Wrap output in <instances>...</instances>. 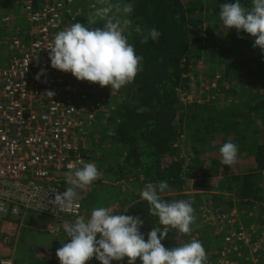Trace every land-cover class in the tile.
<instances>
[{
	"label": "trees",
	"instance_id": "1",
	"mask_svg": "<svg viewBox=\"0 0 264 264\" xmlns=\"http://www.w3.org/2000/svg\"><path fill=\"white\" fill-rule=\"evenodd\" d=\"M118 2L133 7L127 16L132 22L131 27L124 35L141 61L134 81L119 89L110 117H100L92 125L86 157L89 162L105 158L100 169L104 168L100 174L102 184L98 186H104L103 181H106L114 184L111 187L120 186L122 192L126 191L123 185L131 186L125 197L116 200L121 203V214L139 216L143 220L140 231L147 241L148 233L154 227L163 230V226L157 225L158 217L149 215L150 206L139 193L149 183L155 185L166 181L168 189L158 193L161 199L169 203L188 201L194 209V217L200 216V225L211 229L212 234L206 236L200 228L203 247L207 237L212 240L209 242L216 239L221 242L218 249H222L223 234L230 228L226 229L228 226L224 221L223 226L219 224L223 213L211 196L213 192L226 190L240 200L232 205L221 201L227 209L237 207L242 213L245 207L252 211L255 204L260 212L264 208V142H261L264 133L261 129L264 124V51L254 47V37L234 28L229 30L230 39L223 37V43L220 37L212 41L206 39L215 36L222 24L220 6L235 0ZM240 2L245 7L251 6V0ZM211 7L214 8L212 13ZM136 27L141 29V33L135 32ZM153 28L161 33L160 37L155 41L149 37L144 43L145 36ZM194 91L200 98L204 91L202 97L209 100V105L204 102L187 109L191 105L183 104L180 93ZM228 99L231 102L225 105ZM142 108L145 111H139ZM197 121L200 124L196 129H203L205 137L221 131L234 137L231 142L238 146V151L251 154L242 173H237L236 166L223 165L222 170L219 169L226 178L222 187L208 183L210 178L207 177L210 176L202 173L204 165L201 158L196 159L197 165L200 164V177L196 164L189 172L183 169L180 147L176 149L175 146L181 142L185 128L193 133L190 126ZM109 131L115 134L109 135ZM192 137L196 138V134ZM95 151L96 156L93 157ZM99 151L108 155L103 153L105 157H101L97 153ZM188 181H193V194H187L190 190ZM95 198L98 197L94 195L80 202L84 207L88 200ZM93 206L85 208L81 216L91 214ZM33 218L30 217L21 233L32 227L29 222ZM252 224L245 223L247 226ZM13 238H8L6 246L14 242ZM188 239V234L169 228L168 235L161 242L165 248H172L183 245ZM94 259L87 263L100 264ZM123 261H113L112 264H128L127 258ZM136 264H140L139 258Z\"/></svg>",
	"mask_w": 264,
	"mask_h": 264
},
{
	"label": "built area",
	"instance_id": "2",
	"mask_svg": "<svg viewBox=\"0 0 264 264\" xmlns=\"http://www.w3.org/2000/svg\"><path fill=\"white\" fill-rule=\"evenodd\" d=\"M80 15L74 0H0V264H17L7 251L8 230H23L34 214L62 220L84 212L80 201L71 211H55L51 201L66 191L69 163H92V125L110 117L120 93L51 67L55 35L80 23ZM195 94L183 93V104L197 102ZM228 210L223 248L205 250L204 264H264V208L249 226L237 207Z\"/></svg>",
	"mask_w": 264,
	"mask_h": 264
},
{
	"label": "clouds",
	"instance_id": "3",
	"mask_svg": "<svg viewBox=\"0 0 264 264\" xmlns=\"http://www.w3.org/2000/svg\"><path fill=\"white\" fill-rule=\"evenodd\" d=\"M132 11L131 4L108 3L97 8L87 20L88 24H95V18H99L104 21L103 27L90 28L74 23L59 31L49 47L51 67L71 73L78 81L99 84L102 88L111 86L112 91L132 83L141 61L124 35L131 27L132 22L127 16ZM219 18L228 30L234 28L254 37V47L264 51V0H251L250 7L243 6L240 0L225 3L220 6ZM134 30L141 33L139 27ZM160 35L153 28L143 42L147 43L149 37L155 41ZM53 95V92H47V96ZM114 134L109 131V135ZM237 154L236 144H223L220 148L221 163L233 165ZM182 160L184 171L189 172V168L185 169V160ZM67 168L64 175L69 187L62 194L55 193L51 201L55 211L78 208L77 189L86 191L100 176L94 163H85L83 160L69 163ZM167 189V182L161 181L155 185L147 184L139 193L141 199L150 206L149 215L158 217L157 225L163 226V230L154 227L145 241L140 231L143 220L139 216L113 214L111 208L97 207L91 211L89 219L79 216L74 223L63 225L69 242L57 249L56 256L60 264H87L93 257L100 264H112L125 258L128 264H136L138 258L140 264H204L206 251L200 241L192 239L172 248H165L161 242L168 235L169 228L189 234L190 226L195 221L194 209L188 201L169 203L161 199L158 193Z\"/></svg>",
	"mask_w": 264,
	"mask_h": 264
},
{
	"label": "rangeland",
	"instance_id": "4",
	"mask_svg": "<svg viewBox=\"0 0 264 264\" xmlns=\"http://www.w3.org/2000/svg\"><path fill=\"white\" fill-rule=\"evenodd\" d=\"M108 3L117 4L119 2L118 0H104L103 3H101V0H74L75 10L81 13L80 23L90 28L91 27H103L104 21L100 20L99 18H95L96 19L95 24H88L87 20L90 14L94 13L97 8L102 7V6H107ZM213 9L214 8L211 7L210 9L211 13ZM218 27H219V30L216 31V35L207 37L206 38L207 40L212 41L214 40V38L216 39L217 37H220V41L221 43H223L224 41L223 37H225L226 39H230V35H231L229 34L230 31L227 28H225L222 24H220ZM232 42L234 41L232 40ZM192 82L195 83L197 81H192ZM200 82H203V81L200 80ZM193 86H196V84ZM117 91L119 92V90ZM183 93L184 92L180 93L181 98H182ZM195 93L196 94L194 96V100L197 102L192 103V104L187 102L186 105H191L187 107V109L193 107V105H203L204 102H206V104L209 105L210 103L209 100L204 99L202 97L204 95V91L200 93L201 98L199 97V94L197 93V91ZM230 102H231V99H228L225 102V105H228ZM220 104L221 105L219 106L221 107L223 102L221 101ZM184 123L186 124V122ZM205 123H207V121ZM199 124H200V121H197L196 124L190 126L192 127L191 129L193 133L192 132L189 133L187 129L185 128L184 134H183L184 138L181 140V147H180L181 157L185 160V164L188 165L189 169H191L192 167V170L194 169L195 164L197 165L196 159H200V158L203 159L204 162L206 163V167H203L202 173L205 172L207 176H210V177L206 176L207 178H210V179H207L208 183L215 185L217 188L222 187L223 183H225L226 178L225 177L223 178V175H221L219 172V169L221 171L222 170L221 167L224 165L221 163L220 148L223 144H225L226 141L231 142L232 140H234V137L226 136L223 134V132L221 133V131L218 132L219 134L217 135H214L211 137H205V133L203 129L202 130L196 129L199 126ZM261 129L262 131H264V124L261 126ZM188 134H189V137H188ZM195 134H196V138L192 137V135H195ZM201 139L202 140L204 139L203 142L201 141ZM261 142H264V133L262 134ZM197 151H199V153L196 155ZM97 153L101 154V157H105L104 154L108 155V153H104V151L103 152L99 151ZM250 155L251 154L249 152L238 151L236 162L233 165H231V166H236L238 168L236 169L237 173L243 172L245 168V163L247 162ZM95 156H96V151L93 157ZM90 161H92V159ZM104 161H105V158H103L102 161L101 159H99L98 161L92 162V163H95L99 171ZM197 166L199 169L197 173L200 177V174H199L200 164L198 163ZM100 183L102 184V180H101V177L99 176V178L95 180L91 184V186L88 187L86 191L77 189L78 201L84 199V202H85V200L90 197L88 196L89 192L94 191L96 189L102 190V188H105V186H107L104 184V186L102 185L100 187L98 186V184ZM120 184L122 185V182ZM188 186H190L191 188L193 186V181H188ZM64 187L66 189L67 187H69V185L66 183ZM123 187H125L126 192L128 191L129 188H131L129 184H127L126 186L123 185ZM126 192H122L120 186L110 187L109 190L104 192L106 194H103L102 197H100L101 196L100 195L98 196L99 198L88 200V202L93 204L96 208L97 207L110 208L111 206L108 207V200L111 201V200H115L118 197L120 198L122 194ZM82 195L84 197H82ZM234 195L235 194H231L230 192L226 190H222V191L213 192L211 196L213 197V199H215L214 201L216 202V205L217 206L219 205L218 210L221 211L223 214H228L229 210H226L228 207L225 208L224 204L232 205V203L236 204V200L240 201L236 199ZM251 212H254L252 219L250 218ZM33 216L34 218L31 219V221L29 222L31 223L32 227L30 226V229L24 230L20 237L19 235H20L21 230L19 231L16 228L15 229L12 228V230L7 231L8 238L15 237L16 234H13L14 232H17L19 234L15 238L16 239L18 238L20 243L19 245H17L18 241L13 243L12 245L13 247H11V254L16 257L15 259L17 261V264H30V263L31 264H48V261L50 264H52L51 261H54V259H58L56 256L57 249L62 247V244L69 242L68 241L69 237L65 233L63 229V225L65 223H74V221H72L73 219H67V221L65 220V222H62V223L57 222L54 228L52 229L53 231L52 233V231H49L50 229L48 230V228H45V225H44V223L49 221V218H47V216L40 215V214H34ZM36 216H38L42 220V223L39 222L40 219L36 218ZM259 217H260V210H258L255 204V207L252 211H248L247 208L245 207L243 212L240 213L239 215V221L240 223L245 225V223L247 224H250L251 222L253 223L252 220L259 219ZM84 218L85 220L89 219L90 214L86 215V217ZM14 224L18 225L17 222H15ZM42 245H46V247L49 246V249L51 250H47V248ZM16 248H18V251H16ZM94 260H96V258ZM58 263L60 264L59 259H58Z\"/></svg>",
	"mask_w": 264,
	"mask_h": 264
},
{
	"label": "crops",
	"instance_id": "5",
	"mask_svg": "<svg viewBox=\"0 0 264 264\" xmlns=\"http://www.w3.org/2000/svg\"><path fill=\"white\" fill-rule=\"evenodd\" d=\"M202 161H201V163L204 165V167H206V163L204 162V160L203 159H201ZM103 169L104 168H102V170H100L99 169V173L101 174L102 173V171H103ZM100 176H102V175H100ZM105 185H107V188L105 189V188H102V190H98V189H96V190H94V191H91V192H89L88 193V195L91 197V196H94L95 195V197H98V196H100V197H102V195L103 194H106V193H104V192H106L107 190H108V187H111L110 185H114V184H112V183H110V182H106V181H104L103 182ZM192 188H193V186H192ZM192 188H190V190H187V194H193V193H195L194 192V189H192ZM124 192H126V191H124ZM100 193V194H99ZM127 194L126 193H123L122 194V198L123 197H125ZM99 198V197H98ZM111 206V207H110ZM91 207V203H85V205H84V209L85 208H90ZM108 207H110L111 209H112V211H113V214H121L122 213V207H121V203H120V201H118V200H108ZM92 208H96L95 206H93ZM91 208V209H92ZM86 211V210H85ZM36 218H39L38 216H36ZM47 218H49V217H47ZM40 219V218H39ZM67 219H69V218H67ZM67 219L65 218V219H62V220H60V219H53V218H49V221L48 222H46V223H44V225H45V228H48V230L49 231H52V229L54 228V226H55V224L57 223V222H60V221H67ZM74 220V219H73ZM39 222L40 223H42V220L40 219L39 220ZM219 224H220V226H222V224H221V221H219ZM191 227V232L189 233V239L190 240H192V239H196V240H198V241H200V228L202 229V233L203 234H205L206 236H209L210 234H212L211 233V229H209V228H207V227H203V225H200V216H196L195 217V221H194V223L190 226ZM222 230V227H220V231ZM59 231V230H58ZM215 232H218V230L216 231V229L214 230ZM22 232V231H21ZM20 232V235L19 234H16V236L15 237H17L18 235H19V237L22 235V233ZM52 233H53V231H52ZM50 234V233H49ZM14 239V242H17V245H19V239L17 238H13ZM207 237H205V240H206V242H205V249H206V251L209 253V254H211V253H214V252H216V251H218V248H219V246H220V244H221V242L220 243H218V240L216 239V240H213V242H209V241H212V240H209L208 239V241H207ZM13 242V243H14ZM13 243H11L7 248V251H8V254L9 255H11V256H13L12 254H11V247H13L12 245H13ZM42 246H45L46 247V245H42ZM39 247V246H38ZM47 248V250H51V249H49V246H47L46 247ZM16 251H18V248H16ZM14 257V259L16 258L15 256H13ZM125 261H122V263H124ZM51 263L52 264H59L58 263V259H54V261H51ZM31 264V263H30ZM48 264H50L49 263V261H48Z\"/></svg>",
	"mask_w": 264,
	"mask_h": 264
}]
</instances>
